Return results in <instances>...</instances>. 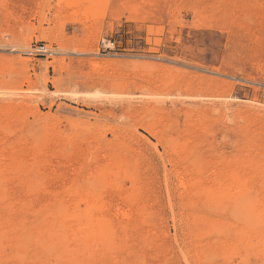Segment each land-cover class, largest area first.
<instances>
[{"label": "rangeland", "instance_id": "rangeland-1", "mask_svg": "<svg viewBox=\"0 0 264 264\" xmlns=\"http://www.w3.org/2000/svg\"><path fill=\"white\" fill-rule=\"evenodd\" d=\"M0 264H264V0H0Z\"/></svg>", "mask_w": 264, "mask_h": 264}, {"label": "built area", "instance_id": "built-area-1", "mask_svg": "<svg viewBox=\"0 0 264 264\" xmlns=\"http://www.w3.org/2000/svg\"><path fill=\"white\" fill-rule=\"evenodd\" d=\"M110 46H108L107 48L114 47V44H110ZM54 52L48 48L47 45L45 44H36L33 47H31V49L27 52V55L29 57H35V58H51L54 56Z\"/></svg>", "mask_w": 264, "mask_h": 264}, {"label": "bare ground", "instance_id": "bare-ground-1", "mask_svg": "<svg viewBox=\"0 0 264 264\" xmlns=\"http://www.w3.org/2000/svg\"><path fill=\"white\" fill-rule=\"evenodd\" d=\"M213 196V195H212ZM213 198V197H212ZM95 210H91V214L88 215L89 216V220L90 222L88 223V227L86 230H89V233L91 234L93 231H96L97 229L99 230L101 227V221H95L94 218L95 217ZM81 230V229H79Z\"/></svg>", "mask_w": 264, "mask_h": 264}]
</instances>
